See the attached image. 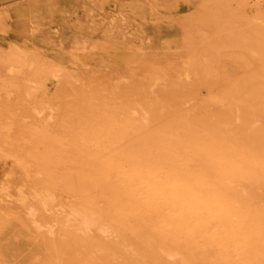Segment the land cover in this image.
Masks as SVG:
<instances>
[{
	"label": "bare ground",
	"instance_id": "obj_1",
	"mask_svg": "<svg viewBox=\"0 0 264 264\" xmlns=\"http://www.w3.org/2000/svg\"><path fill=\"white\" fill-rule=\"evenodd\" d=\"M0 8V264H264V0Z\"/></svg>",
	"mask_w": 264,
	"mask_h": 264
},
{
	"label": "rangeland",
	"instance_id": "obj_2",
	"mask_svg": "<svg viewBox=\"0 0 264 264\" xmlns=\"http://www.w3.org/2000/svg\"><path fill=\"white\" fill-rule=\"evenodd\" d=\"M109 10H113V8H108L106 10L107 13L109 12ZM98 12H99V10H98ZM98 12L96 13V17L97 16L100 17V15H101V16H104V20L107 19V16H108L107 13L103 14V13H100V12L98 13ZM12 23H13V20L10 22V24H12ZM34 28H35V26H34ZM63 34H65V32L58 31V30H56V28L40 29V30L36 31L35 38H34L33 43H32V47L29 50L30 54L31 55L32 54L35 55V53H37L38 50L41 49V48H50L53 45H58L60 42H62ZM6 77L7 76H3V75L1 76V78H0V87L3 84L5 85L7 83L9 86H11L10 91L12 93H14V94H17L19 92V86L14 81L15 78L7 77L9 79H6ZM27 199L30 200V201H34L35 197L33 195H30ZM60 199L64 203L73 201V198L69 194H66V193H62L60 195ZM19 204H20V202H19ZM22 204H25V202H23ZM14 210H15V208H10L9 209V213H11V211L13 212ZM61 223L63 224V231H68L69 229H71V226L70 227L68 226L66 216H64L61 219Z\"/></svg>",
	"mask_w": 264,
	"mask_h": 264
}]
</instances>
